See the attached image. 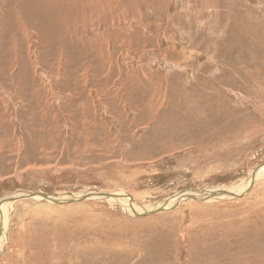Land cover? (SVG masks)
<instances>
[{
	"label": "rangeland",
	"instance_id": "1",
	"mask_svg": "<svg viewBox=\"0 0 264 264\" xmlns=\"http://www.w3.org/2000/svg\"><path fill=\"white\" fill-rule=\"evenodd\" d=\"M263 163L264 0H0V201L256 176L13 201L0 264H264Z\"/></svg>",
	"mask_w": 264,
	"mask_h": 264
},
{
	"label": "bare ground",
	"instance_id": "2",
	"mask_svg": "<svg viewBox=\"0 0 264 264\" xmlns=\"http://www.w3.org/2000/svg\"><path fill=\"white\" fill-rule=\"evenodd\" d=\"M96 6V5H95ZM90 7V6H89ZM16 11V10H15ZM17 12V11H16ZM16 45V44H15ZM4 101V100H3ZM264 167H261V169L259 170V171H261V170H264L263 169ZM259 173V172H258ZM261 175V174H260ZM254 177L253 178H251L250 177V179H248V181H246L243 185H240V189L239 190H237V189H228L226 192H229V193H231V194H233L234 196H239V197H241L242 196V194H244L245 192H246V189H249V188H251V186L253 185V183H254V181H255V175H253ZM250 185V186H249ZM122 191V190H121ZM208 192H214V191H210V190H207ZM216 191H218V190H216ZM233 192V193H232ZM235 192V193H234ZM190 193V192H189ZM189 193H185V194H181L179 197H177V196H174L173 198H171L170 200H168V201H166L165 203H163L162 204V206H160V208H162V209H164V211L165 210H167L168 208H170L171 206H172V204H170V205H168V203H172V202H175L176 200L177 201H179V200H187V198L185 197V196H187ZM237 193V194H236ZM84 195L85 193H79L78 194V196H80V197H74V198H78V199H80L81 197H83V196H81V195ZM87 194V193H86ZM84 195V196H88V198H92V199H98V197H96V196H93V195H96L97 193H93V192H88V194L87 195ZM100 194V193H99ZM106 194H112L113 196H115L114 198H109V199H111V200H115L116 202H118L119 204H122V205H124V207H126L127 206V208L131 211V213L135 216V214L137 215L136 217H140V215H142V213H143V211H145V210H141L140 208H138L133 202H131V199L130 198H122V196H128V195H126V194H124L123 192H116V193H106ZM195 194H193V192H192V195L191 194H189V198L188 199H191L192 200V198L190 197V196H194ZM21 196H25V195H16V196H14V197H12L13 199H14V201H17V199L18 200H21V199H19ZM77 196V195H76ZM94 197H96V198H94ZM223 199V198H231V197H229V196H226V195H220L218 198L217 197H213V198H210V199ZM29 199V198H28ZM32 199H35V200H43L42 198H40V197H34V198H32ZM61 199H69V198H66V197H64V198H61ZM209 200V199H208ZM14 202L13 201H5V202H3V204L2 205H0V212L3 210L4 211V208H5V206H6V204H9V206L10 205H12ZM79 203V202H78ZM150 210H146L145 212H149ZM144 214V213H143ZM0 219H2L1 217H0ZM4 221H6V220H3V222H2V228H5V222ZM1 243V242H0ZM1 246V245H0Z\"/></svg>",
	"mask_w": 264,
	"mask_h": 264
},
{
	"label": "water",
	"instance_id": "3",
	"mask_svg": "<svg viewBox=\"0 0 264 264\" xmlns=\"http://www.w3.org/2000/svg\"><path fill=\"white\" fill-rule=\"evenodd\" d=\"M261 167H264V163L262 165H260V168ZM255 175V174H253ZM252 175V178L254 177ZM187 193H192L195 194L194 196H190L192 198L193 201L195 202H200V201H206L210 198H213V197H219L220 195H226V196H229V197H232V198H238L239 196H234L233 194L229 193V192H226L224 190H218V191H214V192H208L207 190H203V189H190L188 191H185ZM40 197L42 198L43 200L45 201H48L54 205H67V204H73V203H78V202H81V201H84L88 198V196H83L81 197L80 199L78 198H74V197H70L69 199H60V198H54V197H50L49 195H46V194H43V193H40V192H35V193H29V194H26L25 196H21L19 199H31V198H34V197ZM93 196H96L98 198H104V199H108V198H114L115 196H113L112 194H106V193H97L96 195H93ZM189 194L187 196H185L187 199L189 198L188 197ZM122 198H130V196H122ZM18 200V199H17ZM5 201H14V199L12 197H9V198H5L3 200L0 201V205L3 204V202ZM164 211V209L162 208H159V209H156L155 211H152V212H146L142 215H140L141 217H144V216H148V215H151V214H155V213H158V212H162ZM135 216H137L135 214Z\"/></svg>",
	"mask_w": 264,
	"mask_h": 264
}]
</instances>
